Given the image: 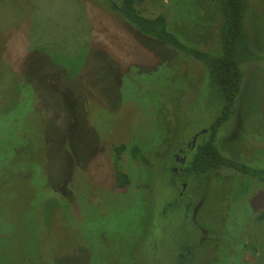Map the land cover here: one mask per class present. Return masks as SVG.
I'll use <instances>...</instances> for the list:
<instances>
[{"label":"rangeland","instance_id":"rangeland-1","mask_svg":"<svg viewBox=\"0 0 264 264\" xmlns=\"http://www.w3.org/2000/svg\"><path fill=\"white\" fill-rule=\"evenodd\" d=\"M175 1H146L141 8L149 17L168 14ZM209 1L194 0L191 9L207 15ZM254 2L264 17V0ZM174 13L168 14L174 31L187 30L207 45L210 34H194ZM260 21L252 36L263 43ZM154 47L137 42L99 0H0V172L17 167L12 187L0 183V264H40L33 216L49 192L46 253L56 264H178L181 248L200 237L196 224L209 232L220 220L212 231L218 235L236 216L243 234L233 237L226 227L223 243L203 238L193 264H264V219H257L264 213V188L254 198L253 182L240 193L224 184L227 193L211 204L209 196L203 199L196 223L195 212L185 216L181 204L167 207L181 188L167 168L176 145L209 130L217 112L206 93L194 100L187 91L186 116L166 101L201 71ZM261 67L249 66L239 110L221 136L247 162L264 165ZM168 82L178 87L168 91ZM179 114L189 122L186 131L179 129ZM122 145L127 150L118 168L129 184L115 188L114 148ZM135 146L146 148L152 167L132 158ZM66 177L71 189L64 194Z\"/></svg>","mask_w":264,"mask_h":264},{"label":"trees","instance_id":"trees-1","mask_svg":"<svg viewBox=\"0 0 264 264\" xmlns=\"http://www.w3.org/2000/svg\"><path fill=\"white\" fill-rule=\"evenodd\" d=\"M99 1L105 6L116 22L120 23L137 42L149 43L155 46L154 48L157 50L163 47L165 51H161L165 52L164 54L168 56L169 53L176 56L171 60L172 62H178L180 65L185 63L187 66H192L196 70L199 68L201 71V76L195 79L196 77L191 73L192 70H188V73H191V81L189 83L186 82L187 84L183 86V91L185 92H176L165 96L166 101H169L170 104L172 102L176 103L186 116L184 105L186 104V95H188L187 91L189 94L195 93L196 97L189 96L190 99L193 98L194 100L206 93L207 97L211 99L212 105H214L213 111L217 112L207 134L202 136L200 144L191 153L187 165L184 167V177H177L175 180L173 173L170 171L173 179L172 184L175 187L181 184V188L182 183L188 185L187 194L189 198H192L193 206L203 199L206 200L207 196H209V204L213 203L219 193H227L229 191L223 188L224 184H227L229 187L234 186L239 192L242 188L248 187L247 182H253L256 184V190L253 191L255 198L257 191L264 188V165H261L260 162L249 163L237 151L230 150L227 136L222 137L221 134L227 129L228 123L233 119L237 110H239L238 102L242 92H244V86L247 84L246 75L249 66L264 67V42H260L259 39L253 40V36H256L257 33L256 26H259L257 21L261 19L260 23L264 25V17H261L262 14L256 13L259 12L258 7L261 5L257 6L254 2L256 0H211L209 1L207 15L200 16L197 11L191 9V2H194V0H176L173 7L169 9L168 14L172 11L175 12L176 16L182 14L189 21L186 23L193 28L194 32H192L194 34L200 35L202 31L203 34H210V40L207 45H201L194 42L185 34L187 30L181 33L178 30L174 31L170 26L168 14L161 13L149 17L147 16L148 10L141 8L146 1L153 5H163L167 0ZM150 82L151 85L156 86L153 81ZM173 87L178 86L172 82L166 84L168 91H171ZM170 104L165 103L164 105L171 106ZM168 113L167 110L165 115L167 116ZM180 116L178 124L181 125L179 129L186 131L189 122L185 123L183 115L179 114ZM209 117L210 115H208ZM69 121L70 123H74V120L71 118ZM75 146L77 145L75 144ZM68 147L72 149L71 145L66 148ZM126 150L127 147L125 145L114 148L117 163L113 171L114 181L117 180L115 188H124L129 184L128 176L118 168V163L122 160ZM71 151H68V154L77 151V149ZM130 154L136 162L142 163L147 167L153 166L152 160L147 156L146 148L135 146L131 148ZM15 157L19 158L20 156L16 153ZM72 164L78 168V165H80L79 159H75ZM16 169L17 167L12 166L11 172H0L1 186L12 187L11 185L15 184V172L13 171H17ZM73 176L75 175L73 174ZM211 180H213L212 184L209 182ZM177 181H180V183L178 184ZM62 182L65 183L63 193H68L71 189L69 179L67 180L66 177V180H62L60 184ZM58 183L56 186H59ZM181 188L179 187L178 190ZM248 189L250 190L249 187ZM43 195L37 203L36 216H33V218L35 217L33 223L35 233L33 235L37 241V249L40 251V264H56L53 256L46 253V246L47 244L49 245L46 236L49 231L48 229H50L51 220L48 217L50 215L48 201L54 199V193L51 195L49 192V194ZM61 199L59 197L60 203ZM227 200L229 201V198ZM184 202H187V199ZM179 205L175 203L174 199L167 207L173 208ZM238 208L240 209V205ZM148 209L150 211V206ZM251 214L252 212L250 211V216L248 213L246 217L249 216L250 219ZM236 218L237 216L234 219L232 218L229 226H226L229 230L232 229L233 237L243 234L244 230L236 224ZM257 219L259 221L263 220L264 213H261ZM219 221L217 220L212 231L215 232V228L220 226ZM200 227L203 228L201 225ZM226 227L224 225L220 231L221 234L218 235H214L212 231H209L207 232V237H203L202 233L197 232L200 237H197L194 242L189 238L192 245H186L184 248H181L182 251L178 252V264H193L195 258L194 251L197 250L203 238L206 241L220 239L223 243L226 240L225 235L228 232ZM153 249L156 248L153 246Z\"/></svg>","mask_w":264,"mask_h":264},{"label":"flooded vegetation","instance_id":"flooded-vegetation-1","mask_svg":"<svg viewBox=\"0 0 264 264\" xmlns=\"http://www.w3.org/2000/svg\"><path fill=\"white\" fill-rule=\"evenodd\" d=\"M208 132V130H207ZM207 134V133H205ZM204 134L200 133L194 136L189 142L182 144L178 143L176 145V153L172 154V158L170 160V171L173 173L175 180L177 177L183 178L184 177V167H186L187 162L191 156V153H193L200 144V139H202V136ZM188 185L186 183H182V188L178 190V195L175 198L176 204H182L183 206V212H185V216L187 214H194V222L196 223V217L198 216L199 209L204 206V201H199L195 206H193L192 198H189L187 194ZM187 199V202H184V200ZM171 205V204H170ZM195 209V210H194ZM166 211H164L163 214H165ZM197 229L202 233L203 237L207 235V231L199 226V224H196ZM204 241V239H203ZM201 241V243L203 242ZM193 249V248H192Z\"/></svg>","mask_w":264,"mask_h":264},{"label":"water","instance_id":"water-1","mask_svg":"<svg viewBox=\"0 0 264 264\" xmlns=\"http://www.w3.org/2000/svg\"><path fill=\"white\" fill-rule=\"evenodd\" d=\"M202 133H203V134L207 133V130L203 131ZM202 133H201V134H202Z\"/></svg>","mask_w":264,"mask_h":264}]
</instances>
